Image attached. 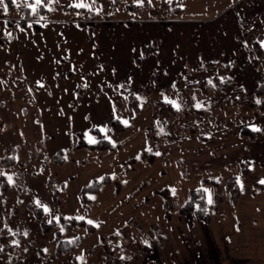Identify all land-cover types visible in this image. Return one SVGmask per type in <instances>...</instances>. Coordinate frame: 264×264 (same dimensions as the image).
<instances>
[{"label":"rangeland","instance_id":"1","mask_svg":"<svg viewBox=\"0 0 264 264\" xmlns=\"http://www.w3.org/2000/svg\"><path fill=\"white\" fill-rule=\"evenodd\" d=\"M253 1L236 0L233 5ZM80 2L89 7L73 6ZM226 2L41 0L37 5L35 0H16L15 4L5 0L7 11L0 5V51L6 49L3 61H8L9 66H0V84L8 94L0 96V155L4 147L14 152L13 163H0V264H106V249L113 254L112 264H174L178 259L186 264L183 252L187 246H183L194 240L190 233L193 224L206 223L211 218L191 219L180 212L189 189L202 188L207 202L211 197L212 214L220 215L234 207L246 182L253 180L252 190H264L260 183L264 180V94L255 95L248 85L235 88L237 94L233 93L232 77L219 89L214 78L217 70L195 67L200 63L196 56L186 62L177 59L185 65L174 71V77L179 78L178 85H171L174 89H156L149 64L143 66L146 61L141 51L149 32L143 30L142 19L154 18L153 10L167 6L168 16L201 19L202 29L210 28L216 33L213 28L221 31L225 15L207 18ZM171 3L178 5L177 11ZM29 5H34L35 11ZM256 7V15L252 10L249 22L256 17L264 22V4L257 3ZM225 24V31L235 35V24ZM255 26L256 22H252L243 31L247 39L254 38L248 41V47L259 36L262 52L254 59L263 65L264 73V27L253 34ZM180 40L183 43V38ZM185 47L190 48L189 39ZM15 49L17 61L11 57ZM204 51L211 53L203 57L205 60L220 54L206 44ZM135 56H140L139 63L133 61ZM109 64L119 71L110 72L106 68H111ZM134 67L139 71L135 72ZM252 67L239 77L250 82ZM160 68L164 81L165 73ZM128 74L134 80L126 87L119 81ZM144 85L147 89L143 91ZM129 93L134 95V102L129 100ZM248 101L253 105L242 106ZM168 104L175 111L171 112ZM114 118L122 129L113 128L109 121ZM242 126L259 129V135L240 134ZM80 136L88 143L90 139L105 138L112 148H73ZM141 149L154 154L153 163L140 156ZM54 154H61L63 162H54ZM243 161L248 165L247 174L240 171ZM184 162L188 166L183 172ZM103 174H108L111 181L101 184L99 191L105 185L114 190L113 183L119 182V193L113 191L117 197L111 201L106 196L92 199L97 191L90 194V205L84 206L79 200V188ZM230 174H236L239 186L235 201H231L225 187ZM4 180L6 189L2 188ZM160 188L170 192V217L164 215L162 202L152 198L155 194L160 197L155 192ZM130 194L134 199L128 197ZM141 203L152 206V210L145 211L148 221L143 219ZM37 206L42 208L44 221L59 215L76 216L92 221L94 232L81 226H61L57 221L54 228L60 230L62 238L82 236L72 250L57 257L54 229L41 231L34 213ZM162 209L163 216L157 221ZM150 221L153 224L148 225ZM158 222L166 223L170 239H164ZM211 236L207 244L214 242ZM214 246L207 245L210 256L201 253L204 264H221ZM176 251L179 258L174 256ZM232 251L228 249L229 254ZM231 259L233 264H240L241 259Z\"/></svg>","mask_w":264,"mask_h":264},{"label":"crops","instance_id":"2","mask_svg":"<svg viewBox=\"0 0 264 264\" xmlns=\"http://www.w3.org/2000/svg\"><path fill=\"white\" fill-rule=\"evenodd\" d=\"M235 1L236 0H228V2L224 4V6L226 5L225 7L222 6L212 16L207 18H218L221 15H225L226 21L223 23L224 25L222 24L223 27L221 28V31L219 32L218 30L213 28L216 33L211 32L212 29L210 28L202 29L203 21L201 19L197 20L189 18H173L171 16H166L165 18L142 19L143 23L145 24L143 25V30H147L149 32L147 38L149 40L143 43L141 51L143 60L146 61L143 66H146L147 63L149 64L151 80L154 81L156 89L170 87L177 79H179L178 77H174V71L176 72L179 66L181 68V66L185 64H180V62L177 61L178 58H182L183 61L186 62L187 60L196 56V58H200V63L195 67L203 65V61L205 60L203 57H205V55H211V53L208 54L204 51V47L206 44L209 48L214 47L220 53L214 57L213 61L230 63L228 73L230 78L232 77L233 80L230 87L233 90V93L237 94V91L234 90L235 88L240 87L241 89H243L242 85H248L250 87L249 89L253 93L256 83L260 78V75L263 73V70L261 68V66L263 65H261L260 62H257L256 59L251 60V58L249 57L248 41L252 40L253 37L247 39L246 35H244L243 28L246 25L252 24V22H256V26L254 27L255 32L253 34L263 31L260 29L261 26L264 27L263 20H259L257 17L253 18V20L250 22L249 20L252 18L250 16L251 11L254 10L255 13V11L257 10V3L258 5L260 3L264 4V0H254L253 2H251V4L246 3L247 5L242 4L234 7L233 3ZM231 5H233V7H230ZM227 21L229 22V24H231V22L235 24L234 28L236 36L230 35L229 31H225L227 29V26L225 24L227 23ZM128 26L133 25L128 24ZM186 31H188V34H186ZM180 33H183V36H180ZM172 34L173 39H171ZM185 34L187 35L186 37ZM253 34H251V36H253ZM181 38H183V43L180 40ZM187 39H189L190 48L185 47ZM177 42L181 44L182 47ZM156 45L158 46V48L156 47ZM15 46L16 49H18L17 41L15 42ZM16 49L14 50V52L10 50L11 57L13 55V60L15 59V61H17ZM4 55H6V49L0 51V66L9 67L6 64L8 63V61H3L6 60L5 58H3ZM133 61L139 63L140 56H135ZM101 63L103 64L102 61ZM110 65L111 68L106 67L110 72H115L116 70L119 71V69H114L112 64H109L108 66ZM251 66H253V77L250 82L247 81V78L245 77H239L240 74L244 75V70L248 71ZM159 67H161L160 69L164 70V81H162V74L161 71H159ZM134 68L135 72L139 71L138 67ZM206 69H215V67H206ZM154 72H156L159 77V80L157 81L153 79ZM128 75L129 77L125 78L122 81H119L120 83H124L126 87L127 85L131 86L132 83H129L134 80L132 74ZM0 85V89L3 92V94H1L0 96L4 97V95H8L4 93V85ZM129 86L128 88H130ZM144 86L142 87V89L144 88ZM176 91H178V89ZM7 99H10L9 96H7ZM21 119L24 118H20V120H18L17 122H21ZM14 136H18V132L16 129L14 130ZM2 147H4V145H2ZM97 153L100 152H96V154ZM251 181L253 180L245 183L244 188H242L241 195L233 208L231 207L230 210L223 212L222 215H220V213L212 214L210 220L206 223L199 221L193 224V229L190 230V233L193 234L194 240L183 246H187L186 250L184 249L183 252L186 259V264H204L205 262H202L201 253L208 255L211 252V250L209 252L210 247L208 248L207 245H215V249L219 252V262L221 264H233L231 258L241 259V261H238V263L240 264H264V190H252L253 188L250 185ZM113 191L114 190L111 185H105L103 188H101L100 191L93 194L91 198L99 200L101 198H105L106 196V198L111 201L110 199L113 200L117 197L116 195H118ZM103 192L108 193L105 194ZM149 192H152V190ZM145 196L147 195H143V197ZM64 197L65 196L63 194V198ZM128 197H132V194H130V196L128 195ZM152 198L155 199V202L161 204L162 200L158 195L155 194ZM130 199H134V197ZM119 200L121 201L123 200V198ZM140 207H143V219L148 221V219H146L145 217V211L152 210V206H149L146 203L143 205L141 203ZM162 216L163 209L160 210V215H158L157 221H159ZM147 223H149L148 225H151L153 224V221ZM158 223L160 224L159 231L163 233L164 239H170L171 232L166 229V223L164 225L163 223ZM210 234L212 235L211 238L214 237V242L207 244V237H209ZM229 248L234 249V251L230 252V254L228 253ZM175 255L177 256V258H179L178 251L175 252L174 256ZM210 262L211 261H207V264H212ZM174 264L181 263L178 259L177 261H174ZM234 264H236V262H234Z\"/></svg>","mask_w":264,"mask_h":264},{"label":"trees","instance_id":"3","mask_svg":"<svg viewBox=\"0 0 264 264\" xmlns=\"http://www.w3.org/2000/svg\"><path fill=\"white\" fill-rule=\"evenodd\" d=\"M169 7L164 6L159 9L153 10L152 13L155 15L154 18H165L168 16L167 10ZM171 8L175 11L178 9V5H174L171 3ZM2 16V15H0ZM25 20L20 21V23H24ZM7 23H10L7 21ZM34 28H38L37 23H33ZM144 48V47H143ZM262 52V48L259 44V36H257V39L251 41L249 43V55L252 59L255 58V56H259ZM203 66L204 67H215L217 70V74L215 75V80L219 84V89L224 88L228 80H230V77L228 75L230 63L229 62H219V61H213V60H204L203 61ZM153 77L155 80H159V77L156 72L153 73ZM173 84L178 85L179 80L177 79ZM173 86H170L172 88ZM167 88V87H165ZM163 88V89H165ZM147 89V86H144L143 91ZM173 89V88H172ZM183 94H185L184 90L181 91ZM254 94L255 95H262L264 94V73L260 76L258 79L256 86L254 88ZM129 96V100L131 102H134V95L132 94H127ZM188 101V98L185 97ZM244 105H253L252 102L248 101L247 103H244ZM135 108L137 107L136 104H134ZM168 109H170L171 112L175 111V108L172 107L170 104L167 105ZM247 108V106H244ZM113 128L115 130L122 129L121 123L117 118L111 119L109 121ZM242 135H245L246 137H254L256 135H259V130L257 129H251L247 126H242L241 128V133ZM79 147H86L91 150H105L108 148H112V145L109 143V140L105 138H100L94 143H88L82 139L80 136L77 140V142L73 145V148H79ZM11 147H4V153L0 155V163L2 164H11L14 162V152L12 150H9ZM140 156L145 157L146 162L148 163H153L155 160V156L151 152H145L143 149L140 150ZM52 159L54 162L62 163L63 162V157L61 154H54L52 155ZM162 159V158H161ZM165 159V158H164ZM133 161V160H131ZM188 165L184 162V164H181V168L183 167V172L186 169ZM247 163L246 162H240V171L242 174H247L248 173V168H247ZM236 174H230L226 180H225V187L230 193V198L231 201H235L238 197L239 194V186L236 178ZM3 179V176L0 174V180ZM206 181H209L208 179H204ZM111 179L108 174H103L100 177H93L89 182H86L79 188V200L80 202L86 206L90 205V194L99 191V187L103 183H108L110 182ZM212 182H215V180H211ZM114 190L116 193H119L120 191V184L119 182L113 183ZM7 187V181L4 180L2 184V188L6 189ZM56 192V190H55ZM155 192L160 195L162 198V205L164 209V215L166 217L171 216V212L173 209V204L171 201V195L170 192L167 188H160V189H155ZM56 200L58 198L56 197ZM212 208L213 206L209 204L205 198V194L202 188H191L188 191V196L183 205L180 207V212L185 213L187 216L191 217V219H198V220H206L209 219L210 216L212 215ZM42 208L40 206H37L34 213L35 216L39 219L40 221V228L41 231L44 233L51 232L53 231L55 235V255L57 257L62 256L65 252H68L72 250L78 242L81 240L82 236L78 235L76 237L66 239L61 237L60 230L57 228L55 230V224L58 221L61 226H81L84 229H86L87 232H94V228L92 224H89L86 220L83 218H78L76 216H62L59 215L58 218H51L48 221H44L41 219V212ZM106 237V236H104ZM102 236H100V242H101ZM105 253L108 255L107 258L105 259L106 264H112V259H113V254L111 255V252L109 249H106ZM110 260V261H109ZM157 261V260H156Z\"/></svg>","mask_w":264,"mask_h":264},{"label":"snow or ice","instance_id":"4","mask_svg":"<svg viewBox=\"0 0 264 264\" xmlns=\"http://www.w3.org/2000/svg\"><path fill=\"white\" fill-rule=\"evenodd\" d=\"M138 2H140V0H138ZM12 3L15 4V3H16V0H12ZM35 3L38 5V4L41 3V0H35ZM0 5H3L4 10L7 11V7H8V5L5 3V0H0ZM29 6L33 8V11H35V6H34V5H29ZM73 6L76 7V8H85V7H89L88 5H86V4L82 3V2H80V3H76V4H74ZM125 123H127V122H125ZM257 130H259V129H257ZM90 142H93V143H94L95 141L90 139ZM157 155H159V153H157ZM138 158H139V157H138ZM260 183H261V184H264V180H261ZM205 191H207V189H206ZM208 203H212V200H211V197H210V196H209ZM45 211H47L46 208H45ZM88 223L91 224L92 221H88Z\"/></svg>","mask_w":264,"mask_h":264}]
</instances>
